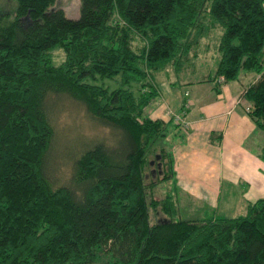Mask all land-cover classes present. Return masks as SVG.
<instances>
[{"label": "trees", "instance_id": "obj_1", "mask_svg": "<svg viewBox=\"0 0 264 264\" xmlns=\"http://www.w3.org/2000/svg\"><path fill=\"white\" fill-rule=\"evenodd\" d=\"M55 1L0 8V264H264V197L235 215L177 216L166 136L173 121L188 126L186 98L168 120L144 115L155 74L195 73L209 46L216 63L196 81L217 93L255 72L245 110L264 133V0H79L77 17ZM64 98L113 138L85 144L56 182L52 117ZM151 154L156 182L145 180Z\"/></svg>", "mask_w": 264, "mask_h": 264}, {"label": "crops", "instance_id": "obj_2", "mask_svg": "<svg viewBox=\"0 0 264 264\" xmlns=\"http://www.w3.org/2000/svg\"><path fill=\"white\" fill-rule=\"evenodd\" d=\"M203 49L200 61L208 59L213 66L215 51L209 46ZM166 76L160 71L155 74L157 95L146 114L168 120L170 113L182 112L185 98L188 101L184 113L188 126L173 121L166 136L178 199L194 210L208 207L218 215L223 197L225 209L243 213L248 202L264 197V160L257 153L264 133L246 112L248 101L243 95L257 74L242 72L237 79L224 82L217 93L211 83L196 81L202 75L168 76L170 81Z\"/></svg>", "mask_w": 264, "mask_h": 264}, {"label": "rangeland", "instance_id": "obj_3", "mask_svg": "<svg viewBox=\"0 0 264 264\" xmlns=\"http://www.w3.org/2000/svg\"><path fill=\"white\" fill-rule=\"evenodd\" d=\"M54 5L61 6L64 9L65 14L69 17H77L79 14V0H56ZM4 7L13 10L16 7L15 0H0V8ZM216 32L219 34L220 28H217ZM52 56L53 62L59 63L64 58V52L61 48H55L52 50ZM211 66L212 62L209 63L208 59L204 60V62L200 61L195 64V73L188 74V76L191 75L196 77L202 75L203 73L208 72ZM187 70L189 72L190 69L187 68L186 71ZM181 72L183 71H176L174 69V64H171L161 70L160 75L164 73V75L171 77L178 76L180 78L182 75ZM168 76L164 79L170 81L171 78ZM103 82L106 85H113L112 81L106 78ZM146 111L147 106L144 109V115H147ZM52 121L56 133L52 144L50 167L51 176L55 178L56 182H64L68 180L72 169L73 159L81 151L85 144H89L99 137H106L109 140H112L113 138V131L110 127L99 124L96 120L92 119L83 105L69 98H64L61 102H59V106L53 113ZM160 142L162 141L160 140ZM149 159L152 162L146 168L145 180L146 182H156L162 174V171L159 172L161 165L156 164V160H154V156L152 154L149 156ZM166 188H168V182L157 183L153 188L154 196L156 198H160L164 195ZM178 208L179 213L177 216L180 218H196L212 214L210 213V209L208 207H204L205 209L203 208V211L194 210V207L186 203V201L182 198L179 199ZM217 210L220 211L217 212L219 216L241 213L240 211L225 209L223 197L220 199V205ZM161 216H163L161 212H152L151 218L156 219Z\"/></svg>", "mask_w": 264, "mask_h": 264}, {"label": "water", "instance_id": "obj_4", "mask_svg": "<svg viewBox=\"0 0 264 264\" xmlns=\"http://www.w3.org/2000/svg\"><path fill=\"white\" fill-rule=\"evenodd\" d=\"M152 162V161H151Z\"/></svg>", "mask_w": 264, "mask_h": 264}]
</instances>
